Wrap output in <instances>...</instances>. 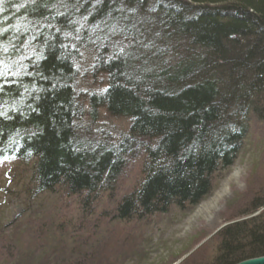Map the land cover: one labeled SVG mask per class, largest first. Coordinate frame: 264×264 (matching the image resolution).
<instances>
[{"label":"trees","instance_id":"1","mask_svg":"<svg viewBox=\"0 0 264 264\" xmlns=\"http://www.w3.org/2000/svg\"><path fill=\"white\" fill-rule=\"evenodd\" d=\"M156 2L0 0V164L36 161L37 193L61 188L91 203L113 194L128 159L144 156L114 221L195 208L234 166L251 119L264 124V0H161L149 11ZM84 54L108 78L89 99L94 122L106 110L131 122L127 136L80 134ZM262 174L246 219L218 233L207 264L264 257ZM108 243L87 239L69 257L52 247L53 262L23 264H98Z\"/></svg>","mask_w":264,"mask_h":264},{"label":"rangeland","instance_id":"2","mask_svg":"<svg viewBox=\"0 0 264 264\" xmlns=\"http://www.w3.org/2000/svg\"><path fill=\"white\" fill-rule=\"evenodd\" d=\"M83 56L77 64L76 82L77 99L84 109V117L77 125L80 134H87L89 129L100 139L127 136L131 122L112 118L106 110H101L94 122L89 99L107 88L108 78L94 70L90 55ZM250 125L234 166L216 174L208 197L195 208L181 210L173 205L167 213L145 220L118 223L113 218L118 201L142 177L144 156L128 159L113 194L100 192L91 203L83 202L85 194L71 196L61 188L54 193H37L36 161L0 164V264H23L24 260L35 259V255L53 262L58 255H48L52 247L64 250L69 257L90 238L109 242L106 249L100 245L101 255L95 259L98 264L212 262L218 233L246 219L245 204L264 174V124L252 118ZM83 205L90 206L84 209ZM105 214L110 217L106 219Z\"/></svg>","mask_w":264,"mask_h":264},{"label":"water","instance_id":"3","mask_svg":"<svg viewBox=\"0 0 264 264\" xmlns=\"http://www.w3.org/2000/svg\"><path fill=\"white\" fill-rule=\"evenodd\" d=\"M239 264H264V257L247 260Z\"/></svg>","mask_w":264,"mask_h":264},{"label":"snow or ice","instance_id":"4","mask_svg":"<svg viewBox=\"0 0 264 264\" xmlns=\"http://www.w3.org/2000/svg\"><path fill=\"white\" fill-rule=\"evenodd\" d=\"M102 0H97V3H101ZM161 2V0H157L156 4L152 5L151 8H149V11H155L156 6ZM138 3H143V0H138Z\"/></svg>","mask_w":264,"mask_h":264}]
</instances>
